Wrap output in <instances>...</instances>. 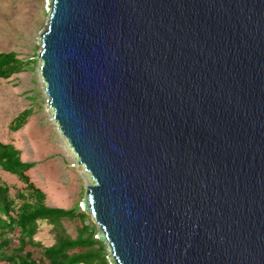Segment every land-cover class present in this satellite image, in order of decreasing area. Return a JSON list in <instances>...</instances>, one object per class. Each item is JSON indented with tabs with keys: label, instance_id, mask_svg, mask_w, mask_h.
<instances>
[{
	"label": "water",
	"instance_id": "obj_1",
	"mask_svg": "<svg viewBox=\"0 0 264 264\" xmlns=\"http://www.w3.org/2000/svg\"><path fill=\"white\" fill-rule=\"evenodd\" d=\"M40 76L108 264H264V0H49Z\"/></svg>",
	"mask_w": 264,
	"mask_h": 264
},
{
	"label": "rangeland",
	"instance_id": "obj_2",
	"mask_svg": "<svg viewBox=\"0 0 264 264\" xmlns=\"http://www.w3.org/2000/svg\"><path fill=\"white\" fill-rule=\"evenodd\" d=\"M49 13V0H0V53L13 52L26 66L24 72L7 80L0 79V142L14 145L23 162L35 163L28 174L45 193L47 206L62 210L78 207V213L86 216L83 223L78 219L64 221L71 236L82 225L96 234L98 227L81 206L91 180L77 164L53 121L40 76L39 36ZM27 110L30 115L26 123L15 131L14 119ZM0 174L1 182L15 184L11 195L16 196L23 185L9 173ZM51 237L50 228L41 223L35 239L47 246ZM13 238L16 241L17 232Z\"/></svg>",
	"mask_w": 264,
	"mask_h": 264
},
{
	"label": "trees",
	"instance_id": "obj_3",
	"mask_svg": "<svg viewBox=\"0 0 264 264\" xmlns=\"http://www.w3.org/2000/svg\"><path fill=\"white\" fill-rule=\"evenodd\" d=\"M26 69L15 53H0V79L7 80ZM24 111L13 123L19 130L29 117ZM35 167L34 163L22 161L21 153L12 144L0 142V171L17 177L23 185L16 196L9 192L14 187L0 183V226L2 235L17 232L16 247L10 251L9 264H108L103 243L95 238L96 234L87 226L77 228L71 236L64 221L78 219L83 223L84 214L75 210L51 208L46 204V195L30 180L27 172ZM22 189V190H21ZM13 191V189H12ZM11 191V192H12ZM44 223L50 228V244L43 246L35 239L39 225ZM11 241L3 240L0 249H5ZM29 247L28 250L25 248Z\"/></svg>",
	"mask_w": 264,
	"mask_h": 264
},
{
	"label": "crops",
	"instance_id": "obj_4",
	"mask_svg": "<svg viewBox=\"0 0 264 264\" xmlns=\"http://www.w3.org/2000/svg\"><path fill=\"white\" fill-rule=\"evenodd\" d=\"M20 130V129H19ZM14 146V145H13ZM15 147V146H14ZM16 148V147H15ZM35 164V163H34ZM33 168H35V167H33ZM32 168V169H33ZM31 169V170H32ZM31 170H29L28 172H27V175L29 176V172L31 171ZM0 173H2V171H0ZM4 173H6V172H4ZM0 176H1V174H0ZM30 178V177H29ZM31 180V179H30ZM31 182L37 187V188H39L32 180H31ZM0 183L1 184H5V183H3V182H1V180H0ZM5 185H7V184H5ZM15 184H11V185H7L8 187H13ZM40 189V188H39ZM41 190V189H40ZM42 191V190H41ZM43 192V191H42ZM10 194L12 193L11 191L9 192ZM44 193V192H43ZM45 194V193H44ZM1 218H3L4 219V217L3 216H0ZM2 228H1V226H0V244L3 242V240H9V241H11L10 242V244L7 246V247H5V249H0V264H9L8 262H7V258L9 257V254H10V251H12L15 247H16V241L14 240V238H13V234L15 233H13V234H10V233H7L5 236H3L2 235ZM26 250H28L29 249V247H26L25 248Z\"/></svg>",
	"mask_w": 264,
	"mask_h": 264
}]
</instances>
